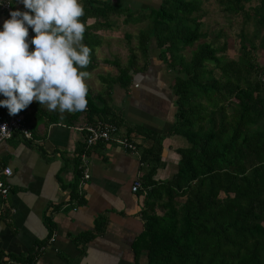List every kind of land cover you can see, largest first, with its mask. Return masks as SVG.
Listing matches in <instances>:
<instances>
[{
  "label": "trees",
  "instance_id": "obj_1",
  "mask_svg": "<svg viewBox=\"0 0 264 264\" xmlns=\"http://www.w3.org/2000/svg\"><path fill=\"white\" fill-rule=\"evenodd\" d=\"M202 1L161 0L157 7L142 11L116 0H81L85 11L81 22L86 26L82 43L91 49L90 63L82 71L89 74L99 66V32L114 29L118 19L123 26L146 23L135 44L126 35L124 64L118 57L103 62L116 74L100 76L103 89L98 94L88 89L86 114L119 126L111 107L112 89H128L131 73L143 70L138 64L147 65L153 41L159 59L172 73L175 116L171 133L182 137L188 147L178 151L181 160L176 175L162 184L152 181L161 142L155 139L141 151V162L150 166L143 181L149 192L141 211L143 232L133 244L135 260L264 264V68L255 60V52H264V0H217L221 15L241 21L238 54L232 58L227 54V40L218 43L225 37L223 32L203 30ZM20 11H25L24 6ZM34 35L29 28V39ZM46 112L33 101L19 113L32 130V120ZM82 112L69 113L66 124L75 125ZM7 115L8 109L0 107V116ZM71 198L81 202L75 189ZM104 225L100 222L94 233L80 235L76 241L88 243ZM10 258L0 251V264H8ZM33 261V255L17 260Z\"/></svg>",
  "mask_w": 264,
  "mask_h": 264
},
{
  "label": "crops",
  "instance_id": "obj_2",
  "mask_svg": "<svg viewBox=\"0 0 264 264\" xmlns=\"http://www.w3.org/2000/svg\"><path fill=\"white\" fill-rule=\"evenodd\" d=\"M150 1L118 2L134 4L129 6L132 10H147L152 7L147 6ZM101 32L96 51L99 66L85 80L93 94L102 90L100 76L116 74L103 62L121 58L123 51L115 34ZM148 54L147 65L138 64L143 70L131 73L128 89L114 86L111 94L118 127L139 143L137 153H127L114 144L84 147V134L78 129L96 123L98 116L88 117L85 109L75 125L68 126L69 112L49 111L44 105L46 114L31 122V141L15 134L0 142V167L12 171L6 181L10 187L7 199L0 198V251L11 261L33 255L32 264H147L145 257L136 262L133 252L134 241L143 232L141 211L149 192L143 181L150 166L141 162V151L155 139L161 142L152 181L162 184L176 175L181 160L178 151L188 147L182 137L171 133L175 116L172 74L153 42ZM82 156L87 160L89 179L79 188L76 173ZM135 181L141 189L133 193ZM73 189L80 203L71 198ZM100 222L105 223L101 233L84 245L76 241L80 235L94 233ZM43 245L45 250L35 255V249Z\"/></svg>",
  "mask_w": 264,
  "mask_h": 264
},
{
  "label": "clouds",
  "instance_id": "obj_3",
  "mask_svg": "<svg viewBox=\"0 0 264 264\" xmlns=\"http://www.w3.org/2000/svg\"><path fill=\"white\" fill-rule=\"evenodd\" d=\"M18 2L25 11L10 12L0 30V107L10 116L33 101L49 111H84L90 74L81 69L88 67L91 49L82 43L83 5L79 0ZM29 28L35 33L31 39Z\"/></svg>",
  "mask_w": 264,
  "mask_h": 264
},
{
  "label": "built area",
  "instance_id": "obj_4",
  "mask_svg": "<svg viewBox=\"0 0 264 264\" xmlns=\"http://www.w3.org/2000/svg\"><path fill=\"white\" fill-rule=\"evenodd\" d=\"M15 0H0V16L3 20L10 19V12L15 11L13 8ZM34 49L30 46V50ZM264 86V78L261 79ZM7 126L6 129H0V142L7 141L15 134H19L26 141L32 140V133L24 123V116L18 113L15 116H10L9 113L6 117L0 116V127ZM79 132L84 134L83 144L86 148H91L97 144H114L127 153H137L139 150V143L128 134L121 131V129L113 123H107L104 121H97L93 125L81 127ZM80 183L81 188L89 179L87 160L85 156L80 160ZM12 175V171L8 167H0V198L6 200L9 193V185L7 179ZM141 189L139 181H135L132 185L131 191L136 193ZM52 241H47L46 245ZM45 250V245L35 249V255L42 253ZM31 264L30 262H14L9 260L8 264Z\"/></svg>",
  "mask_w": 264,
  "mask_h": 264
},
{
  "label": "rangeland",
  "instance_id": "obj_5",
  "mask_svg": "<svg viewBox=\"0 0 264 264\" xmlns=\"http://www.w3.org/2000/svg\"><path fill=\"white\" fill-rule=\"evenodd\" d=\"M119 1V0H118ZM132 1V0H130ZM161 0H151L150 4L147 6L157 7L159 5ZM142 2V1H140ZM126 4V3H125ZM127 5V4H126ZM23 4L17 3L16 10H20L22 8ZM133 8L134 4H130ZM202 9H203V15L201 21L204 24V31H215V32H223L225 37H220L218 40L219 44H223L224 41L227 40L230 48L227 51V54L229 57H236L238 54V47H239V41H238V35L240 33L241 29V21L239 18H229L225 15H221L220 10V3L217 0H203L202 1ZM143 11V9H142ZM122 19H118L117 26L111 30V32H105V35H108V33H113L116 35L117 46L122 48L121 58L120 61L124 64L125 59H127L128 51H127V43L128 39L126 38V35H130L131 37V43L135 44L137 40V35L140 29L145 27L146 23H142L135 26H123L121 24ZM2 17L0 16V30H2L3 22ZM250 32V30H249ZM102 33V32H100ZM153 42V41H151ZM154 43V42H153ZM186 56H189L188 52H184ZM137 55H140L139 53ZM125 58V59H124ZM255 60L259 64V66L264 68V52L258 51L255 52ZM172 74V73H171ZM100 87L102 86L101 83L99 84ZM103 89V87H102ZM102 91V90H101Z\"/></svg>",
  "mask_w": 264,
  "mask_h": 264
}]
</instances>
